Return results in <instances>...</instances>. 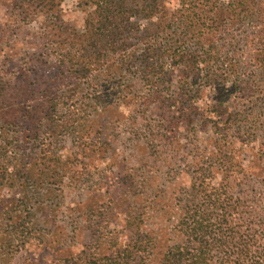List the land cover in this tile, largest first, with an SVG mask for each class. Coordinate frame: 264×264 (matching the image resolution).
Returning a JSON list of instances; mask_svg holds the SVG:
<instances>
[{"label":"rangeland","instance_id":"374dc122","mask_svg":"<svg viewBox=\"0 0 264 264\" xmlns=\"http://www.w3.org/2000/svg\"><path fill=\"white\" fill-rule=\"evenodd\" d=\"M54 2L0 0V264L195 251L186 212L228 168L211 262L264 264V0H125L86 61L95 4Z\"/></svg>","mask_w":264,"mask_h":264},{"label":"trees","instance_id":"16d2710c","mask_svg":"<svg viewBox=\"0 0 264 264\" xmlns=\"http://www.w3.org/2000/svg\"><path fill=\"white\" fill-rule=\"evenodd\" d=\"M27 3L36 4L37 2H42L45 0H23ZM51 4L50 6H53L55 4V0H49ZM122 0H86V3L95 4V10L93 13H91L90 17L87 19V25H86V34H85V41L87 42V47L85 46L82 49V54L80 55V58L83 61H86L88 59L89 52L93 50L95 59L99 57L97 50L98 45L96 40L97 37H100L101 35H98V33H101L100 31L105 30L106 28L110 29V32L112 35H116L118 32V25L123 22L124 20V1ZM48 5V4H47ZM112 27V29H111ZM186 40V39H185ZM182 42V43H180ZM180 42L175 45L178 46H170V51L176 50L181 52H184L182 49V45L185 41H183L180 38ZM112 45V44H111ZM112 50H115V44L111 46ZM106 50V49H105ZM75 51V50H74ZM73 54V53H72ZM205 63H210L212 60V54H207ZM208 61V62H207ZM86 63V64H85ZM83 64L90 66L92 62L89 63L84 62ZM207 65V64H206ZM225 78H223L226 81L229 80L230 74H227L225 72ZM214 77L218 78L217 73H213ZM229 76V77H228ZM212 77V76H211ZM237 78V77H236ZM230 81V80H229ZM227 83V82H226ZM226 87L223 88L219 93L218 100L220 101V104H223L224 101H226L230 94V85L225 84ZM229 162V161H228ZM226 174V177L224 178L223 182H220L221 185L217 188L216 185H208L207 187H203L202 191L205 193L204 200L202 203H196L192 208H190L186 212V217L184 219V222L182 224V230L186 231V234H188L189 237L193 240V242L197 245V247L194 249L195 251H191L188 246H176L175 249L168 251L162 259V264H212L211 262V256L212 251L215 248V244L211 237L208 236V231L213 226V220L215 219V213H217L219 210L223 212V214L227 213L228 209H230L229 201L232 200L234 197V193H232V182H230L227 178V175L234 173V171H231V169H226L224 171ZM222 197H226L222 201V206L220 207L219 202L222 199ZM240 199V198H239ZM215 212V213H214ZM140 241V243H138ZM133 246L137 249H141L142 247L145 248L148 246V241H144V239L141 237ZM139 246L137 247V245ZM129 254H132V251H129ZM231 256V255H230ZM129 255L125 253H120L119 255H112L111 257H105L102 262V260H98L97 264H129L128 262ZM229 258V256H228ZM241 257H237V259H240ZM63 264H71L63 261ZM72 264H78L75 261Z\"/></svg>","mask_w":264,"mask_h":264}]
</instances>
